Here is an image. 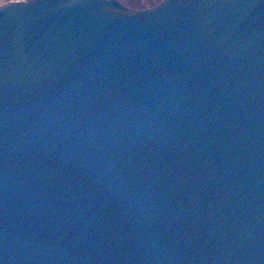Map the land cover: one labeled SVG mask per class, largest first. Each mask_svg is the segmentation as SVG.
I'll use <instances>...</instances> for the list:
<instances>
[{
  "label": "water",
  "instance_id": "water-1",
  "mask_svg": "<svg viewBox=\"0 0 264 264\" xmlns=\"http://www.w3.org/2000/svg\"><path fill=\"white\" fill-rule=\"evenodd\" d=\"M0 264H264V0L0 6Z\"/></svg>",
  "mask_w": 264,
  "mask_h": 264
},
{
  "label": "rangeland",
  "instance_id": "rangeland-1",
  "mask_svg": "<svg viewBox=\"0 0 264 264\" xmlns=\"http://www.w3.org/2000/svg\"><path fill=\"white\" fill-rule=\"evenodd\" d=\"M24 1H28V0H0V6L5 5V4H8V3H12V2H24ZM121 1H123V0H121ZM124 1H126V0H124ZM161 1H163V0H145L143 2L144 3V5H143L144 8H142V9H148V8L153 7V6H156ZM121 3H123V2H121Z\"/></svg>",
  "mask_w": 264,
  "mask_h": 264
},
{
  "label": "bare ground",
  "instance_id": "bare-ground-1",
  "mask_svg": "<svg viewBox=\"0 0 264 264\" xmlns=\"http://www.w3.org/2000/svg\"><path fill=\"white\" fill-rule=\"evenodd\" d=\"M117 1H121V0H117ZM145 0H126V1H121V2H123L124 3V5L126 6V7H128V8H135V9H142V8H144L143 7V5H144V2ZM161 3V2H160ZM159 3V4H160ZM158 5V4H157ZM146 6V5H145ZM153 7H155V6H153ZM153 7H151V8H153ZM149 9V8H148Z\"/></svg>",
  "mask_w": 264,
  "mask_h": 264
}]
</instances>
